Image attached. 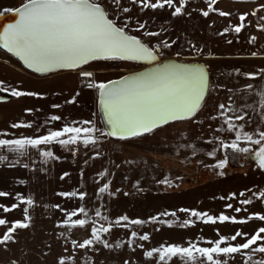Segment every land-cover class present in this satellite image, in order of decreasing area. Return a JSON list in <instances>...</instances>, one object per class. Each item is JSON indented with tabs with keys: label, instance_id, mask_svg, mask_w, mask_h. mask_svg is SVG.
I'll use <instances>...</instances> for the list:
<instances>
[{
	"label": "snow or ice",
	"instance_id": "6c2138e0",
	"mask_svg": "<svg viewBox=\"0 0 264 264\" xmlns=\"http://www.w3.org/2000/svg\"><path fill=\"white\" fill-rule=\"evenodd\" d=\"M217 0H208L207 10H201L204 17H208L210 12H218L222 17H230L231 13L219 10L214 7ZM132 5L144 9H164L165 6L171 9V16L189 15L185 11L189 0H131ZM264 10V3L258 8L249 12L239 14V23L224 27L218 35L229 32L239 34L248 24L249 15L255 16L257 12ZM130 5H125L124 0H24L18 7L6 8L0 11V17L6 13H15V20L3 26L0 30V46L13 54L28 68L39 74H55L61 71L75 72L78 78H82L84 87L94 89L97 93V104L100 114V126L94 119L67 120L61 115L51 114L44 124L54 121H63L59 128H48L44 134L23 135L18 138H2L5 134H0V162H6L9 156L4 154H14L15 162L19 163V157L28 154L29 150L36 152L48 160H60L62 157L56 155L49 146L60 145L68 148L75 155L79 151V146L91 145L93 149L108 140L115 138L119 141H129L134 138L151 135L157 130L163 129L172 122L193 120L202 123L197 119V114L204 108L206 98L210 94L225 85L214 84L211 80L210 65L199 62H186L178 59L182 52L176 51L173 57H167L165 50L171 49L179 37L172 39L164 36L159 39L166 29L152 31L149 29L148 20H140L132 15ZM264 20V17H261ZM257 27L264 31V23H258ZM135 33H140L137 35ZM148 37V39H144ZM152 38H157L153 42ZM256 37L252 36L250 42L254 43ZM231 43V41H227ZM188 50L195 55H204L203 46L197 45L189 40ZM212 57L211 52L208 53ZM251 56H257V52H252ZM134 62L143 65L139 71L126 72L114 79L97 80V73L101 71L98 67H93L95 62ZM234 72L241 74V69L236 68ZM243 76L249 79H264V68L256 71H244ZM5 82L0 80V91L8 92L14 97L31 96L41 97L44 93L38 91H23L17 88H7ZM247 101L237 106L229 97L230 104L219 103L216 115L209 119L216 120L219 117L222 123L215 131L226 132L233 136L226 139L220 135H213L207 143L216 146L206 153L207 156L216 157L218 150H223V158L217 159L215 167L225 169L229 163V152L233 159L251 158L258 167L264 170V85L248 83ZM230 93L234 89H228ZM80 92L77 91L65 103L77 102ZM5 99L0 97V100ZM243 99V98H242ZM252 101V102H248ZM52 108L59 109L60 104H52ZM258 119L256 127L252 129L253 116ZM32 108H26L25 112L32 113ZM247 117V119H246ZM32 121H20L13 123L12 128H30ZM193 149L196 154V145H181V147ZM101 151H94L92 159L100 157ZM85 165L88 163L84 161ZM123 163L131 165L136 163L133 159H127ZM9 166H13L11 163ZM117 168L119 165H115ZM27 167V165H25ZM84 174L83 168L80 170L81 177ZM220 176L225 172L220 171ZM110 173L107 168L97 173L99 178H105ZM71 173L64 171L60 177H70ZM128 177L126 176L125 179ZM111 180H107L98 187V193H108L110 196L116 192L110 191ZM168 183L167 180L163 181ZM19 183H26L20 180ZM139 186L140 181H135ZM61 197L68 199L78 198L84 201L88 196L86 191L71 190L57 193ZM11 193L0 191V197H8ZM124 195H128L127 192ZM236 193H231L230 197H235ZM243 196V192L239 194ZM259 197L264 198V191L258 192ZM15 198L29 207L36 206L33 196H22L15 194ZM225 199V197H221ZM252 201L243 199L241 204L248 205ZM19 203L11 205L0 204V210L9 213L19 208ZM29 207L23 209V219L8 221L0 218V226L6 227V231L0 235V245L7 248L10 242H15V233L18 229H27L32 224L33 217L29 214ZM47 207V206H46ZM64 213V218L57 221V225L67 230L84 229L89 232L87 238L66 240L73 251L94 249L96 253L102 248L111 252L114 248H122L125 241L120 240L115 244L110 243L106 236L111 234L115 227L125 230L134 226H144L148 222L162 223L168 227L173 226L172 219L161 220L160 217H176L177 211L188 214L190 218L184 219L182 227L194 224V219L202 220L205 223L238 222L246 223L253 217L264 221V214L254 212L244 218H237L235 215L229 216L220 213L218 216L211 215L206 211L197 209L181 208L178 210L165 211L157 215L148 217L147 220L141 218H130L127 214H122L114 220L102 214L100 208L94 209V216L103 222H98L89 215V208L81 204L80 206L68 210L62 208L60 204L53 205ZM232 208V204L225 205ZM235 212H240L241 208L236 207ZM10 225V226H9ZM158 230V229H157ZM217 231V239L209 240L207 246L189 241L187 244L162 243L159 246L145 249L143 243L137 247L145 249L142 255L154 262V264H228L229 260H234L237 255L241 256L242 264H264V226L259 227L251 235L241 230H236L231 235H224ZM65 233L61 232L60 236ZM240 237L243 243L237 241ZM151 239L148 232L140 234L136 230H131L126 243L128 246L136 244V241H149ZM260 243H257V242ZM255 245V247H253ZM50 248V245H49ZM135 251V249H133ZM261 257L255 258L256 254ZM107 259V258H106ZM77 256L69 252L65 247L55 264H76ZM12 264H17L13 261ZM84 264H97L94 257H87ZM122 264H131L129 259L123 260Z\"/></svg>",
	"mask_w": 264,
	"mask_h": 264
},
{
	"label": "rangeland",
	"instance_id": "374dc122",
	"mask_svg": "<svg viewBox=\"0 0 264 264\" xmlns=\"http://www.w3.org/2000/svg\"><path fill=\"white\" fill-rule=\"evenodd\" d=\"M124 3L132 7L128 15L149 21L150 30L166 29L159 39H163L164 36L172 39L179 37L171 49L165 50L167 57H173L176 51H181L182 55L178 59L210 65L212 82L226 87L214 90L206 98L204 108L197 114V119L202 123L193 120L179 121L151 135L129 141L109 138L96 149L91 145L87 147L81 145L75 155L68 148L60 145L49 146L56 155L62 157L60 160L45 162L36 150H32V153L28 152V155L19 157V163H16L14 158L0 162V191L11 193L8 197H0V204L19 203L20 205L9 213L0 210V218H6L8 221L24 218L23 209L29 206L20 203L15 198L16 193L25 197L31 195L36 201V206L29 207V214L33 217L31 226L27 229H18L15 233V242H10L7 248L0 245V264H12L13 261L17 264H55L65 247L77 256L76 264H84L86 256L94 257L97 264H122L125 259H129L131 264H154L142 255L145 249L162 243L187 244L189 241L207 246L209 240L218 238L217 229L224 235H231L236 230L251 235L259 227L264 226V221L253 217L246 223L231 221L205 223L193 218V225L182 227L183 220L190 217L186 213L177 211L176 217H160L161 220L172 219V227L148 222L142 227L134 226L128 230L113 228L106 238L113 244L124 240L125 246L114 248L111 252L103 249L102 245H97L101 248L100 253H96L94 249H89L87 252L73 251L71 245L65 243L66 240L87 238L89 232L79 228L67 230L58 226L57 221L64 218V213L53 207L56 204L68 210L83 204L89 208V215L101 223L103 221L94 216L95 208H100L102 214L108 215L110 220L122 214H127L130 218L147 220L152 215L181 208L206 211L215 216L223 212L229 216L235 215L238 219L254 212L264 214V198L258 195L259 191H264V170L260 169L251 158L233 159L231 152L226 168L218 169L215 164L217 159L223 158V150H218L216 157L206 155L216 146L206 142L211 136L233 138L226 132L215 131L222 123L219 117L216 120L209 119L210 116L216 115L218 104L222 102L229 105L231 96L239 106L248 100L246 96L248 90L244 87L246 84L264 85V79L258 77L252 80L242 75L244 71L264 68V31L257 27L258 23H264V20H261V17H264V10L257 12L255 16L249 15L246 20L248 26L239 34L229 32L218 35L217 33L222 32L223 28L230 24L239 23L240 13H251L259 4L264 3V0H217L214 7L230 12V17H222L218 12H210L208 17H204L201 10H207L208 0H189L185 11L190 12L191 16L185 14L176 17L171 16V9L167 6L164 9L141 11L139 6L131 4V0H124ZM135 34L140 35V33ZM252 36L257 38L254 43L250 42ZM144 39L147 40L148 37ZM152 39L155 42L157 38ZM189 40L203 46L204 55L199 56L190 52L187 43ZM229 40L231 43L227 42ZM209 52L213 54L212 57L208 56ZM252 52H257V56H251ZM93 67L101 69L97 73V80H106L117 78L126 72L139 71L143 65L134 62L108 61L95 62ZM236 68L241 69V74L234 72ZM228 89H234V92L230 93ZM249 114L253 116L250 127L254 129L258 118L250 110ZM189 144L196 145L195 155L192 154V148L181 147ZM94 151H101L103 154L92 159ZM127 159H133L136 163L131 165L123 163ZM85 160L88 161L86 165ZM10 163L13 166H9ZM117 164L118 168L115 166ZM82 168L84 174L81 177ZM105 168L110 175L99 178L97 173ZM64 171L70 172L71 176L61 180ZM220 171H224L225 175L220 176L218 174ZM109 179L112 181L110 191L116 192L117 189L120 191L114 196H110L107 192L99 194L98 187ZM20 180L26 183L21 184ZM137 180L140 181L139 186L135 184ZM165 180L168 183H164ZM71 190L86 191L88 196L84 201H80L78 198L68 199L57 194ZM125 192L128 195H124ZM241 192L243 196L239 195ZM231 193L237 195L230 197ZM243 199H250L252 202L248 205L241 204L240 201ZM227 204H232L233 207H225ZM236 207H240L241 211L235 212ZM131 230H136L140 234L148 232L151 239L137 240L136 244L128 246L126 241ZM5 231L6 227L0 226V235ZM61 232L65 235L60 236ZM237 241L243 243L244 239L238 237ZM139 243H143L145 249L137 247ZM259 257L261 254L257 253L254 259ZM173 264H179V261H174ZM228 264H242L241 256L237 255L234 260L230 259Z\"/></svg>",
	"mask_w": 264,
	"mask_h": 264
},
{
	"label": "crops",
	"instance_id": "0c3cea01",
	"mask_svg": "<svg viewBox=\"0 0 264 264\" xmlns=\"http://www.w3.org/2000/svg\"><path fill=\"white\" fill-rule=\"evenodd\" d=\"M20 0H0V11L6 8L18 7ZM0 80L7 88H17L23 91H38L44 93L41 97L21 96L14 97L10 91H0V134L2 138H18L23 135L44 134L48 128H59L63 121H54L44 124L51 115H61L65 119L85 120L94 119L100 126V114L97 104V93L94 89L84 87L82 79L75 72L61 71L55 74L37 75L27 71L21 63L0 48ZM77 91L80 96L76 103L68 104ZM52 104H60L61 108H52ZM32 108V113L25 112ZM32 121L30 128H12L13 123ZM32 153V150H29ZM28 153V154H29ZM9 158L16 159L14 154L4 153ZM27 154V155H28Z\"/></svg>",
	"mask_w": 264,
	"mask_h": 264
},
{
	"label": "water",
	"instance_id": "95a60500",
	"mask_svg": "<svg viewBox=\"0 0 264 264\" xmlns=\"http://www.w3.org/2000/svg\"><path fill=\"white\" fill-rule=\"evenodd\" d=\"M14 20H15V13H6L3 17H0V30H2V28H3V26H5V25H7V24H9V23H13L14 22ZM0 48L3 50V51H5L6 53H8L7 52V50L6 49H4L2 46H0ZM9 55H11L13 58H15L16 60H18L20 63H21V65L27 70V71H29V72H32V73H34V74H37V75H47V74H39V73H35L33 70H31V69H28L24 64H23V62L22 61H20L17 57H15L13 54H11V53H8ZM49 74H51V73H49ZM172 123H175V122H172ZM171 123V124H172ZM145 136H147V135H145ZM144 137V136H143ZM138 138H141V137H138ZM112 140H116L115 138H111ZM135 139V138H134ZM116 141H119V140H116Z\"/></svg>",
	"mask_w": 264,
	"mask_h": 264
}]
</instances>
